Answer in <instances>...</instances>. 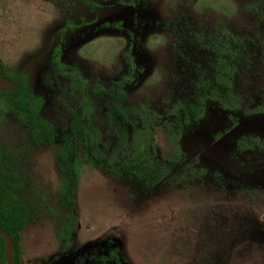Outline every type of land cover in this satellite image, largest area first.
Segmentation results:
<instances>
[{"label":"rangeland","instance_id":"1","mask_svg":"<svg viewBox=\"0 0 264 264\" xmlns=\"http://www.w3.org/2000/svg\"><path fill=\"white\" fill-rule=\"evenodd\" d=\"M0 66L91 157L67 202L55 150L3 117L18 264H264V0H0ZM138 151L170 175L135 179Z\"/></svg>","mask_w":264,"mask_h":264},{"label":"trees","instance_id":"2","mask_svg":"<svg viewBox=\"0 0 264 264\" xmlns=\"http://www.w3.org/2000/svg\"><path fill=\"white\" fill-rule=\"evenodd\" d=\"M0 77L5 79L4 88L0 91V125L5 115H11L20 125L21 135L28 146L34 149L49 146L55 150V166L58 179L62 183V197L68 202L66 194L70 183L73 185L78 182L84 167L91 162L87 152L80 155L76 152V139L85 147V136L80 132L79 120L74 118L70 122L68 133L71 131V138L67 132L59 137L55 128L41 117L42 100L31 92L28 75L25 72H10L0 66ZM113 94L116 102L121 99L122 93L117 88L113 90ZM224 101L233 107L234 101L230 94L225 93ZM135 153V161H125L122 165L135 179L149 177L153 183H157L170 175L171 168L168 165L158 164L149 155H141L140 151ZM140 156V160H137ZM11 160L7 150L0 146V231L10 238V257L14 264H18L19 232L27 225L29 213L22 198L23 181L19 172L13 168ZM178 163L177 157L170 159L171 165ZM5 247V240L0 236L1 264H8L4 256Z\"/></svg>","mask_w":264,"mask_h":264},{"label":"water","instance_id":"3","mask_svg":"<svg viewBox=\"0 0 264 264\" xmlns=\"http://www.w3.org/2000/svg\"><path fill=\"white\" fill-rule=\"evenodd\" d=\"M0 236L5 240V252H4V256L6 261L8 262V264H14V262L12 261L11 257H10V252H11V240L10 238L3 232L0 231ZM1 264V263H0Z\"/></svg>","mask_w":264,"mask_h":264},{"label":"flooded vegetation","instance_id":"4","mask_svg":"<svg viewBox=\"0 0 264 264\" xmlns=\"http://www.w3.org/2000/svg\"><path fill=\"white\" fill-rule=\"evenodd\" d=\"M3 80L5 81V79L3 78ZM28 85H29V83H28ZM4 88V87H3ZM2 91V90H1Z\"/></svg>","mask_w":264,"mask_h":264}]
</instances>
